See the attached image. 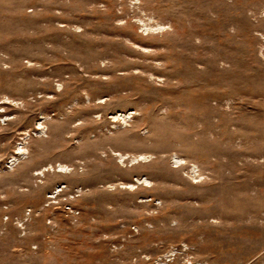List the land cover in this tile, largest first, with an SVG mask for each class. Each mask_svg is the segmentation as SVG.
I'll list each match as a JSON object with an SVG mask.
<instances>
[{
    "label": "rangeland",
    "instance_id": "rangeland-1",
    "mask_svg": "<svg viewBox=\"0 0 264 264\" xmlns=\"http://www.w3.org/2000/svg\"><path fill=\"white\" fill-rule=\"evenodd\" d=\"M0 264H264V0H0Z\"/></svg>",
    "mask_w": 264,
    "mask_h": 264
}]
</instances>
